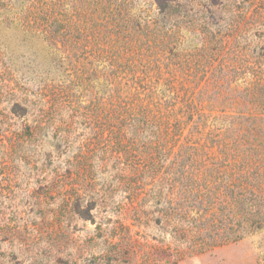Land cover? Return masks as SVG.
<instances>
[{
  "label": "rangeland",
  "instance_id": "374dc122",
  "mask_svg": "<svg viewBox=\"0 0 264 264\" xmlns=\"http://www.w3.org/2000/svg\"><path fill=\"white\" fill-rule=\"evenodd\" d=\"M0 264H264V0H0Z\"/></svg>",
  "mask_w": 264,
  "mask_h": 264
},
{
  "label": "trees",
  "instance_id": "16d2710c",
  "mask_svg": "<svg viewBox=\"0 0 264 264\" xmlns=\"http://www.w3.org/2000/svg\"><path fill=\"white\" fill-rule=\"evenodd\" d=\"M136 109H137V111L135 112V114L137 116H134V115H132L133 113H131V112L135 111ZM128 110L130 111L129 119L132 121L138 122V124L141 127L143 137L146 141H148L150 143H161L163 141H165L166 143L170 142V140L172 138V130H171V128H169L167 125H165L160 120L162 118L161 113L158 111L155 103H153V102L145 103V101L142 99L141 101H139V103L135 107H133V108L130 107V108H128ZM171 127H173V125H171ZM173 136H176V135H173ZM177 136H180V135H177ZM192 143H194V142H192ZM194 144L197 145V144H199V142H195ZM197 147L195 149H197ZM223 166L227 171H230L232 163L228 162ZM230 186H233V184L231 183V180L226 182L225 187H230ZM173 210L174 211L179 210V213L176 215L179 216V218L181 220L184 219L185 213L183 210L180 209L179 206L176 208H173ZM165 217L167 218L166 215H165ZM167 220H171V217H168ZM187 225L188 224H186L184 226L185 229H187V232H188L187 234L195 233V230H193V229H195V226L189 227ZM173 231H174V233L177 234L178 232H181L182 229L175 227L173 229ZM199 244H192L191 249L196 250V251L202 250V245H199ZM201 244H203V243H201Z\"/></svg>",
  "mask_w": 264,
  "mask_h": 264
}]
</instances>
